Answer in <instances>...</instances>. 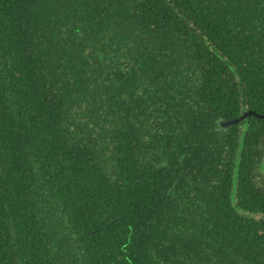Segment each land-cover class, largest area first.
Wrapping results in <instances>:
<instances>
[{
	"label": "trees",
	"instance_id": "16d2710c",
	"mask_svg": "<svg viewBox=\"0 0 264 264\" xmlns=\"http://www.w3.org/2000/svg\"><path fill=\"white\" fill-rule=\"evenodd\" d=\"M264 0H0V264H264Z\"/></svg>",
	"mask_w": 264,
	"mask_h": 264
},
{
	"label": "water",
	"instance_id": "95a60500",
	"mask_svg": "<svg viewBox=\"0 0 264 264\" xmlns=\"http://www.w3.org/2000/svg\"><path fill=\"white\" fill-rule=\"evenodd\" d=\"M251 115L264 118V114H260L256 112L255 110L248 109V110L243 111V113L239 117L231 118L228 120H223L221 123L229 125L235 122H240L241 120L245 119L247 116H251Z\"/></svg>",
	"mask_w": 264,
	"mask_h": 264
},
{
	"label": "rangeland",
	"instance_id": "374dc122",
	"mask_svg": "<svg viewBox=\"0 0 264 264\" xmlns=\"http://www.w3.org/2000/svg\"><path fill=\"white\" fill-rule=\"evenodd\" d=\"M261 166H264V163ZM255 180L258 185H264V167L256 174Z\"/></svg>",
	"mask_w": 264,
	"mask_h": 264
}]
</instances>
